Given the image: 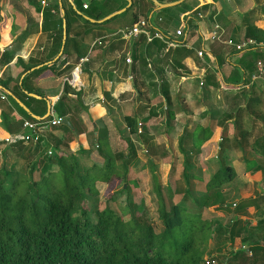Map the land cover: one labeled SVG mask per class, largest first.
I'll return each mask as SVG.
<instances>
[{"label":"crops","instance_id":"crops-1","mask_svg":"<svg viewBox=\"0 0 264 264\" xmlns=\"http://www.w3.org/2000/svg\"><path fill=\"white\" fill-rule=\"evenodd\" d=\"M36 1L41 9L39 13L36 12L37 16L35 17L34 12L28 10L17 0H0V58L3 52L8 50V56L2 57V62H0V139L27 132L23 126V122L27 118L10 98L30 116L36 115L33 110H41V107L27 100L24 94L42 99L45 102L46 111L42 116H37L44 118L48 114V109L51 110V113L55 111V106L67 83L66 95L71 99L69 103L73 106L78 103L79 107L84 108L81 112L78 109L74 110L76 129L79 128L83 132L75 134L72 139L67 141L68 133L63 128L59 125L48 126L41 134V145L45 150L53 148L54 154H71L84 171L93 163L88 157L84 158L83 156H87L85 155L86 151L91 150L101 129L106 128L112 152L115 151L113 144L124 149L121 140L126 137L135 142L138 158L131 168V173L134 174L138 168L137 170L143 177L149 175L151 178V175L155 174L158 184L168 191V185L172 184L169 179L172 164L179 158L181 160L183 158L178 144L184 137L182 141L186 143L184 149L189 151L192 159L195 157L197 160H201V168L198 171H203L205 175L201 177L200 173L194 171L198 177L193 183L202 185L214 173L215 170L213 171L212 167L216 165V163L213 164L216 157H211L207 153L213 148L216 149L220 144L226 152L224 157L232 163L236 172L235 179L227 184L232 185L235 181L238 184L240 190L237 193L240 196L236 201L257 196H243L242 187L244 185L249 188L256 182L261 186V191L258 194L261 195L264 192V156L257 155L251 148L252 155H244L246 153L244 148L249 146L244 145L243 148L231 145L236 140L238 141L240 136L242 137L240 141L248 145L257 140L262 141L264 138V77L252 79V74L256 70L255 64L248 84L239 82L229 86L228 82H224L219 71L221 69L224 74L228 75L231 71V64L235 63L241 52L245 51H236L233 46L226 43L229 38L233 37V42L253 39L244 37L246 23H251L260 29L264 28V0H251L248 8L244 11L242 7L247 4V0H227L226 4L223 0H185L191 9L179 13L177 19L171 22L166 29L159 30L162 34L166 33L171 40L179 41L178 46L182 44L185 48L192 50L191 54L180 55L176 59L188 70V72L182 71L180 77H177L176 73L172 71L174 68L172 61L164 60L156 64V67L163 68V76L169 80L173 96L180 97L179 101L174 98V102L170 106L159 96L158 77L146 78L147 70H152L151 61L157 59L159 54L155 46L149 45L146 53L147 64L138 66L134 74L141 91L147 93L142 100L136 99L138 89L131 76L132 60L129 63L124 61V58L131 57L132 42L144 34L133 38H124L120 31L130 28L139 19H145L146 14L148 17H155L156 11L162 8H157L152 0L154 8L148 0H140V12L137 17L134 15L136 8L132 7L133 0H57L61 14L62 10L64 12L62 17L65 19L66 14L71 22L70 42L66 53L63 48L67 35L65 31L63 42V21L62 32H59V24L53 16L54 11L47 12L43 18L42 10L47 6L48 1L52 0ZM157 1L169 3L174 0ZM83 4H87V8H83ZM205 5L208 6L206 12L194 13L196 9ZM255 7H258V10L243 20L248 11ZM212 11L210 18L209 14ZM100 13H104L105 16L96 19L95 17ZM114 16L117 17L111 19ZM83 19H87L90 24L84 23ZM108 19L109 21H106ZM191 21L198 26L195 33L187 29L188 23ZM216 23L221 27L223 33L220 39L211 40L210 33ZM153 24L155 28L158 27L156 20L153 21ZM177 28H183L185 36L177 37L175 35ZM60 35L61 42L59 43ZM255 41L256 45L248 49L264 46V43ZM214 42L223 44L224 54L227 55L225 62L220 67L214 56L209 54V48ZM233 48L235 53L228 55ZM201 49L204 53L200 57L197 51ZM205 56L208 57V61ZM59 57L60 59H58ZM18 59L20 61H17ZM29 59L44 61L43 64H47L49 68L38 76L27 80L25 88H23L22 80L25 75L43 65L39 64L23 72V65ZM209 72L216 74L218 88H212L210 92H206L203 90V86ZM201 77L203 84H200ZM152 82L153 85L150 86ZM252 84H255L256 88L262 92L261 102L252 104L250 111L245 112L246 103L241 98L242 89L240 88L244 86L246 90ZM25 101H28V105ZM66 108H68L67 105L61 109ZM239 108L244 109L238 110ZM48 116L54 118L52 114ZM130 117L135 119L136 127L132 126V122L130 123L131 128L128 125L127 120ZM145 118L147 120L143 122L142 127L140 125V130L144 134L142 137L140 135L142 132L138 133L133 130L134 128L138 130V124ZM65 119L69 122L67 126L73 128V122L68 118ZM196 126L211 130L210 137L198 148L192 146L194 141L189 138L190 134L193 135ZM230 126H233V131L227 132ZM206 134V131L200 133L201 137L198 139H204ZM0 143V169L15 171L18 164L25 160L24 150H18L15 143ZM139 151L143 153L144 157L140 156ZM147 155L151 158L153 165L146 160ZM235 157H239L241 160L239 163V171L243 170L241 174L237 173L233 160ZM98 158L100 157L96 156L97 160ZM139 158L143 159L142 165H137ZM247 160L255 162L254 165H248ZM179 173L177 172L178 175ZM239 177H242L243 181ZM136 184V180L131 178L129 186ZM233 188L234 186H225L222 192L233 191ZM249 210L250 207L247 211Z\"/></svg>","mask_w":264,"mask_h":264},{"label":"trees","instance_id":"trees-1","mask_svg":"<svg viewBox=\"0 0 264 264\" xmlns=\"http://www.w3.org/2000/svg\"><path fill=\"white\" fill-rule=\"evenodd\" d=\"M17 1L34 12L35 17L40 12L41 8L36 0ZM148 1L154 8L153 2ZM133 2L132 7L136 8L134 15L137 17L140 12V0H133ZM57 3V0L48 1L42 13L45 18L47 12L54 11L53 16L59 24L58 30L62 32L63 17ZM207 7V5L202 6L194 13L206 12ZM190 9L191 6L184 0L174 7L159 9L156 11L155 17H148L146 14L145 19L149 24V31L151 33L163 31L177 19L179 13ZM256 10L258 7L250 9L243 20ZM212 13L213 11L209 14L210 18ZM104 16V13H100L95 18L101 19ZM115 17L117 16L111 17V19ZM154 20L158 25L157 28L153 24ZM65 22L67 36L63 48L64 53H66L70 42L69 30L71 26L66 14ZM83 22L90 24L87 19H83ZM197 27V24L191 21L188 23L187 29L195 33ZM163 34L167 36L166 33ZM244 37L264 43V28L260 29L251 23H246ZM228 40L234 41L233 37ZM151 44L158 49L159 54L157 59L151 61L152 70H147L146 78L158 77L159 96L170 106L174 102V98L179 101L180 97L173 96L170 82L163 76V68L156 67V64L164 60L172 61L174 67L172 71L176 73L177 77H180L183 72H188V70L176 59L180 55L191 54L192 50L185 48L182 44L172 48L158 38H153L148 42L145 35H140L133 41L131 45V76L138 89L137 100H142L147 93L141 91L134 74L138 66L147 64L146 53ZM224 52V45L221 43L214 42L209 48V54L214 56L219 67L227 57ZM232 53H235L234 48L229 51L228 55ZM5 55L8 56V50L3 52L2 57L4 58ZM2 57L0 62H2ZM205 59L208 61V57L205 56ZM258 61L264 64V46L241 52L237 61L231 64V71L228 75L224 74L221 69L219 71L222 74V79L225 83L228 82L229 86L239 82L248 84L250 75ZM43 63L44 61L29 59L23 65V72ZM47 68L49 66L43 64L25 75L22 80L23 88H25L27 80L38 76ZM147 72L145 73L147 74ZM152 85L153 82L150 83V86ZM212 88H218V80L216 74L209 72L203 90L210 92ZM67 89L68 84L66 83L63 94L55 106V111L60 118H68L73 122V128L62 123L59 124L68 133L66 140L69 141L75 134L83 132L79 128L76 129L74 110L78 109L81 112L84 108L79 107L78 103L75 106L69 103L71 99L66 95ZM240 89H242L241 98L245 100L246 106L245 109L239 108L238 110L244 109L245 112H248L252 104L261 102L262 92L256 88L255 84L246 90L244 86ZM24 96L41 107V110H33V113L39 116L45 113L46 105L42 99H36L26 94ZM10 99L27 120L38 121L27 114L12 98ZM25 103L28 105V101ZM65 105L68 108L62 110L61 108ZM49 119L51 116L41 121L46 122ZM146 120L147 118L140 122L141 127ZM127 121L128 125L132 122V126L136 127L137 123L133 117ZM133 131L138 130L134 128ZM205 131L207 134L204 139H197L192 145L194 148L202 146L204 141L210 137L211 130L203 128L198 133V138L201 137L199 134ZM141 132L140 135L143 137V131ZM107 138L106 128L101 129L94 142L100 157L97 161L101 160L99 163L94 162L84 171L71 154L56 153L55 159L48 155L47 150L41 145L42 136L38 144L26 143L25 145L23 141L15 143L18 150H24L26 164L24 170H15L14 172L0 170V264H201L202 262L205 264V253L210 240L223 232L227 233V239L231 241L229 256L224 259L226 264H264V192L254 198L240 199L229 206L219 202L216 209L229 210L232 213L227 222L207 220L202 217L200 211L190 210L189 203L200 209L208 206V199H214L221 195L222 189L235 179L236 172L232 163L223 156L220 160L214 159L213 164L216 163L218 166L204 184L193 183L198 175L194 173L193 159L189 151L184 149L186 144L182 142L184 137L178 144L179 150L183 153L181 172L176 177L175 163H173L169 173L172 184L167 187V195H164L163 187L158 184L157 176L152 175L153 190L158 199V216L162 224L160 232H156L151 223L141 221L134 215V206L136 207L137 204L129 202L128 196L127 205L130 211L127 218L122 212H116L110 208L109 204L114 201L115 191H111L105 200L95 203L92 211L89 210L84 202L88 195L97 194L96 184L98 182L105 183L112 190L115 183L122 180L124 187L121 191L128 192L129 181L133 178L131 168L138 158L135 142L126 137L121 140L126 154L122 151L105 154L104 149H110ZM100 140L103 141V146L100 144ZM240 140H242L241 136L238 141L236 140L237 142L231 144L232 147L249 146L257 155L264 156V138L262 141L257 140L250 145L243 144ZM221 152H223V148H221ZM118 160H121L120 164H118ZM146 160L153 165L148 155ZM34 171L38 173L39 177L33 175ZM55 175H59L60 178L56 179ZM176 196L180 197L178 202L166 205L165 199L172 200ZM251 206L263 212V216L253 223L245 216L248 213V207ZM90 212L92 217L89 215ZM193 232L204 233L205 238L203 240L201 239L203 237L196 238L193 236ZM235 246L238 247L237 250H233Z\"/></svg>","mask_w":264,"mask_h":264},{"label":"rangeland","instance_id":"rangeland-1","mask_svg":"<svg viewBox=\"0 0 264 264\" xmlns=\"http://www.w3.org/2000/svg\"><path fill=\"white\" fill-rule=\"evenodd\" d=\"M224 3H228L227 0H223ZM246 1V0H245ZM247 4L244 5V7H242V10L244 11L245 9L248 8L249 6V2H251V0H247L246 1ZM238 12L236 16L238 17ZM235 17V18H237ZM202 128L201 127H197L193 130V135L190 137L191 140L194 141V143L197 141L198 139V133L200 132ZM233 126L229 127V131H233ZM193 143V144H194ZM100 144L103 146V141L100 140ZM192 144V145H193ZM217 145V144H216ZM218 147V148H217ZM216 149H212V151H210L209 153H207V155L211 156V157H216L217 160H220L221 157L224 156L225 149L223 150V152L220 153V147L222 148V145L217 146ZM113 148L115 151H111L110 149L106 148L104 149V153L105 154H109V153H114V152H118V151H122L124 152L123 149H120L121 146H117L116 144H113ZM47 150V149H46ZM250 147H245L244 148V152H246L244 155H252V152H250ZM111 153V154H112ZM140 156H143V153L140 152ZM124 154H126V151L124 152ZM55 155H57L56 153L53 155H50L53 159H55ZM87 156H83L84 158L88 157L89 160H92L91 163H99V161H97L96 156L98 155V151L95 147V145H92L91 150L90 151H86ZM205 154V156H207ZM82 156V155H81ZM78 156V157H81ZM144 157V156H143ZM234 164L235 167L237 169V173L241 174L243 170L239 171V163H241V160H239V157H235L234 159ZM200 159H196L195 157L193 158V165L195 162V167L196 169L194 171H196L197 173H200L199 175L201 177L205 176L203 171H198L201 168L200 165ZM118 164L121 163V160L117 161ZM101 163V162H100ZM143 163V159L139 158L138 159V164L142 165ZM176 165H175V172H176V177H178L177 172L179 173L182 165H181V158H179L178 160H176ZM246 163L248 165H254L255 162L247 160ZM25 164L26 162L24 161L21 164H18V167L16 170H24L25 169ZM243 166V162L241 164ZM218 164L214 165L212 167V170H216ZM1 167V166H0ZM56 167V166H55ZM139 167V166H138ZM2 169V168H1ZM0 169V170H1ZM138 169V168H137ZM136 169V171L133 174V179L136 180L137 184L136 185H130L129 186V190L128 192H122V188L124 187L123 185V181H117L115 183V187L114 189H110L108 187V185H106L105 183H97L96 184V189H97V194L95 195H88L86 200H85V205L87 208H89V210L92 211L93 207L95 206V203H97L98 201L101 200H105V198H107V196L110 195L111 191H115L116 194L114 195V201L110 202L109 207L112 208L113 210H115L116 212H122V214L124 215L125 218L128 217L129 214V208H128V200H127V196L129 197V202H135L137 204V206H134V215L139 218L141 221H146L152 224L153 228L155 229L156 232H160L162 230V224L160 221V218L158 216V199L156 194L154 193L153 190V179H152V175L151 178H149V175H147L146 177L138 171ZM12 172V171H10ZM14 172V170H13ZM33 175L36 177L38 176L37 172H33ZM207 176V175H206ZM243 177V176H242ZM242 177L239 179L243 181ZM56 179H59L60 176L59 175H55ZM36 179V178H35ZM203 181V179H202ZM228 186H234L233 191H226V192H222L223 194L219 195L217 198H211L208 199V206L204 207L203 209L197 208L194 204L189 203L188 207L190 210H198L201 212L202 217L204 219L207 220H217L218 222H227V220H229L232 216V213L229 210H218L216 209L217 205L219 204V202H223L225 205L229 206L234 202H237L236 199L240 196L239 193H237L240 188L238 187V184L235 182L229 185H226V187ZM260 187L259 185H257V183L255 182L254 184H252L249 188L247 186L244 185V187H242V192H244L243 196L248 197L249 195H258V193H260ZM168 191L164 190V195H167ZM236 193V194H235ZM197 195V194H196ZM166 201V205L171 204L172 202H178L180 200V197L176 196L174 199H165ZM127 206V207H126ZM229 209V207H227ZM89 215L92 217V213L90 212ZM249 220H252V223L254 221H256L257 219H259L260 217L263 216V212L260 211L259 209L255 208L254 206L250 207V210L248 211V213L245 215ZM193 236L194 237H203L201 238L202 240L205 238V234H199L198 232H193ZM227 233L223 232L221 234L215 235L213 237V239L210 240L209 242V246L208 249L205 253V258L206 259H212L215 262L213 264H226L224 259L229 256L230 253V244L231 241L229 239H227ZM173 246V245H172ZM197 247V246H196ZM195 248V247H194ZM237 246L234 247L233 250H237ZM175 249V248H173ZM201 251V250H200ZM201 264H204V262H202Z\"/></svg>","mask_w":264,"mask_h":264},{"label":"built area","instance_id":"built-area-1","mask_svg":"<svg viewBox=\"0 0 264 264\" xmlns=\"http://www.w3.org/2000/svg\"><path fill=\"white\" fill-rule=\"evenodd\" d=\"M83 8H87V4H83ZM200 16V14H198ZM148 22L146 19H139L137 20L130 28H125L123 30L120 31V34L124 37V38H133L136 37L140 34H144L147 38L148 41H151L153 38H160L161 40H163L164 42H166V44L168 46L171 47H175L179 45V41L176 40H171L168 36H164V34H162L161 32H154L151 33L148 29ZM222 29L221 27L216 23L213 26V29L210 33V38L211 40H215V39H220L222 36ZM175 35L177 37H183L185 36L183 28H177L175 31ZM169 38V39H168ZM226 43L230 44L231 46H233L235 48L236 51H243L246 50L252 46L256 45V41L253 39H246L240 42H231V40H227ZM204 53V51L198 50L197 54L198 56H202ZM126 62L129 63L131 62V57L128 56L126 58ZM255 72L252 74V79H257V78H262L264 77V64L261 61L256 62V67H255ZM200 84H203V79L201 77L200 80ZM224 87V86H223ZM61 119L60 117L58 118H51L46 122H42V121H37V122H31L29 120H25L23 122V126L27 129V132H25L22 135H13V136H9V137H5L0 139V141H2L4 144H11V143H17L20 141H23L25 143H31V144H38L40 143V137L42 136V132L44 129H47L48 126H54V125H59L61 124ZM138 133L141 132L140 130V123L138 124ZM47 154L48 155H53L54 151L53 148H48L47 149ZM215 261L214 260H210V259H206L205 260V264H213Z\"/></svg>","mask_w":264,"mask_h":264},{"label":"water","instance_id":"water-1","mask_svg":"<svg viewBox=\"0 0 264 264\" xmlns=\"http://www.w3.org/2000/svg\"><path fill=\"white\" fill-rule=\"evenodd\" d=\"M153 2H154V4L157 6V8H164V7H173V6H176V5H178V4H180V3H182L184 0H174V1H172V2H169V3H160V2H158L157 0H152ZM62 15L64 16V12H63V10H62ZM65 31H66V24H65V19H64V17H63V42H64V40H65ZM62 51V50H61ZM19 102V101H18ZM20 103V105L26 110V111H28V109L21 103V102H19ZM49 114H52V116L54 117V118H58L59 116H58V114L54 111V112H52L51 113V110H49L48 109V114H47V116L49 115ZM33 117H35V118H37V119H45L46 117H44V118H39L37 115H32ZM61 123L62 124H65V125H69V122L66 120V119H61Z\"/></svg>","mask_w":264,"mask_h":264}]
</instances>
